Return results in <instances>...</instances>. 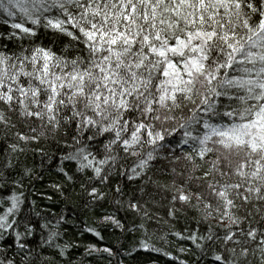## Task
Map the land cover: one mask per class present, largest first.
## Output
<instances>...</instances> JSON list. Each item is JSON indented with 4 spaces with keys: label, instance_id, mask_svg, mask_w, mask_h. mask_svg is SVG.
I'll list each match as a JSON object with an SVG mask.
<instances>
[{
    "label": "snow or ice",
    "instance_id": "1",
    "mask_svg": "<svg viewBox=\"0 0 264 264\" xmlns=\"http://www.w3.org/2000/svg\"><path fill=\"white\" fill-rule=\"evenodd\" d=\"M18 123L24 144L63 130L61 163L92 173L80 185L87 203L112 211L84 231L140 233L130 245L89 244L88 256L125 264L143 249L179 264H264V0H0V125ZM8 149L0 264H74L63 211L53 222L29 202L32 170L12 175L11 153L25 149ZM161 210L196 214V228L171 233L191 242L178 251L194 261L154 243L150 224L168 223Z\"/></svg>",
    "mask_w": 264,
    "mask_h": 264
},
{
    "label": "trees",
    "instance_id": "2",
    "mask_svg": "<svg viewBox=\"0 0 264 264\" xmlns=\"http://www.w3.org/2000/svg\"><path fill=\"white\" fill-rule=\"evenodd\" d=\"M43 39L45 44L49 43L48 37H44ZM57 48H59V44ZM13 121H16L15 116H13ZM17 130L28 134L27 129L19 123L17 124V128L7 133L3 125H0V160H3L6 152H10V149H8L9 144L19 143L20 147L25 149L24 153H11L14 160L16 156H19L17 169L12 175L16 176L24 168L31 169L30 175L23 178V191L28 197L29 202L35 200L38 210L46 211L49 214L48 218L53 219V222L55 217L50 214H60L63 211L65 221L61 226V232L66 233V235H64L63 240L60 242L63 243L67 240L79 245L74 252V264L76 261H82V264H108L106 254L93 253L91 256L86 254L85 249L89 244H96L102 248L104 246H117L121 242L126 245L135 242V239L140 236L139 232L123 236L119 231L113 233L111 229H108L104 233V241H99L91 233L84 231L85 227H99L98 221L105 214V209L107 211H112V209L108 208L106 203L103 209L99 205L87 203L89 200L87 191L82 189L80 185L85 182L87 176L92 174L90 171L81 175L76 173L75 162L64 161L61 163V157L64 154L66 143L63 130L55 136L49 133L47 138H41L39 142L29 144H24L17 140L13 135ZM67 143H71L70 138H67ZM162 163L166 164L167 162ZM61 168L68 172L69 175L74 174L76 182L72 183L67 181L60 171ZM156 178L164 181L171 180V177L164 176H157ZM122 179L118 180L114 176L112 186L121 182ZM140 183V181H137L135 184L128 183L125 188L126 193L134 191ZM57 184L62 186V191H58L53 187V185ZM104 190L106 192L108 191V189ZM149 190L151 191L152 189L149 187ZM4 194L7 195V193ZM153 211H156V209H153ZM121 215L124 214L121 213ZM160 215L164 216L165 220H168V223L161 221L159 225L153 223L149 226L150 232H156L154 238L156 246L172 252L173 255L180 256L182 259L189 258L194 261V256L187 257L178 251L182 246L185 248H193L194 250L191 242H182L178 237L171 235V233L177 231L183 232L185 228H196L197 225L193 220L196 214L189 211L187 216L181 215L176 220L168 219L166 210H161ZM127 219L131 221L133 214H128ZM199 227L203 230V225ZM160 237H165V239H161ZM122 258L125 260V264H179L178 261H173L170 256H163L160 253L145 251L143 249L134 252L131 256H124Z\"/></svg>",
    "mask_w": 264,
    "mask_h": 264
}]
</instances>
